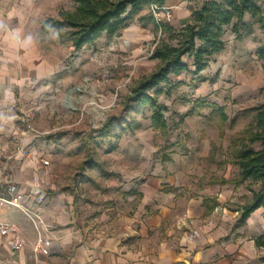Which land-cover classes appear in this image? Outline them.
<instances>
[{
  "label": "rangeland",
  "instance_id": "374dc122",
  "mask_svg": "<svg viewBox=\"0 0 264 264\" xmlns=\"http://www.w3.org/2000/svg\"><path fill=\"white\" fill-rule=\"evenodd\" d=\"M250 1L257 12L244 15L238 37L230 29L224 32V51L205 70L195 73L190 67L147 92L166 124L160 129L152 125L148 104L127 102L138 82L157 68L149 58L155 44L173 35L167 25L159 33L147 7L116 35L103 33L77 50L61 18L74 12L75 0H0V78L17 87L15 101L4 109L11 117L8 151L15 155L17 145L34 137L32 143L39 140L34 146L49 162L43 168L49 183L81 200L104 184L114 201L117 187L144 180L156 167L187 164L203 170L207 163L195 158L191 134L200 145V135L222 138L237 129L232 151L247 147L254 109L264 106V63L257 57L264 48V0ZM134 19H142L149 39H129ZM238 51L246 60L230 67ZM26 124L36 133L22 135ZM184 176L189 182L207 180L201 173ZM128 193L118 197L129 199ZM124 201L128 213L133 202Z\"/></svg>",
  "mask_w": 264,
  "mask_h": 264
},
{
  "label": "crops",
  "instance_id": "0c3cea01",
  "mask_svg": "<svg viewBox=\"0 0 264 264\" xmlns=\"http://www.w3.org/2000/svg\"><path fill=\"white\" fill-rule=\"evenodd\" d=\"M202 2L165 0L163 5L172 8L173 15L169 30H181L191 10ZM133 24L131 41L150 38V32L141 28L142 19H134ZM230 60L227 65L232 67L246 59L238 51L236 59ZM16 88L0 78V167L8 166L25 195L23 205L50 227L51 246L48 255H34L37 232L33 225L18 210L5 208L0 219L17 227L25 246L14 252L9 245L13 235L0 238V264H264V249L254 244L264 236V208L238 223L241 208L251 202L258 185L240 180L236 164L240 148L233 152L231 147L237 129L222 138L200 135V145L198 136L190 135L195 158L207 163L203 170L187 164L166 170L156 167L144 180L117 187L114 201L104 192L109 190L104 184L101 191L81 200L76 193L66 194L47 181L42 165L46 156L34 146L39 140L34 144V137L27 139L24 156L8 151L11 117L4 109L15 101ZM246 144L253 151L261 148L259 143ZM198 173L207 176L206 182H189L184 176ZM215 175L222 180L216 181ZM127 190L131 198L124 200L133 203L125 213L127 205L118 196ZM193 232L197 236L191 238Z\"/></svg>",
  "mask_w": 264,
  "mask_h": 264
},
{
  "label": "trees",
  "instance_id": "16d2710c",
  "mask_svg": "<svg viewBox=\"0 0 264 264\" xmlns=\"http://www.w3.org/2000/svg\"><path fill=\"white\" fill-rule=\"evenodd\" d=\"M192 1V0H181ZM165 0H75L74 12L61 13L64 25L72 30V43L75 49L93 43L103 33L114 36L124 29L132 17L150 4L163 5ZM257 9L250 0H207L191 10L188 23L168 40H159L149 56L157 62V68L149 76L143 77L128 103L138 106L149 105L152 125L164 129L166 124L160 114L156 99L147 92L161 83L170 82L193 68L195 73L205 70L212 57L224 47V32L230 29L234 37L240 35V27L245 14L254 15ZM171 40H175L173 44ZM258 59L264 63V48L257 52ZM186 61H185V60ZM199 105L195 102L194 108ZM249 144L259 143L260 150L242 147L236 154V164L241 181L258 185L252 192V200L241 208L238 223L242 224L258 208H264V106L254 109ZM255 247L264 249V236L254 241ZM264 260V258H261Z\"/></svg>",
  "mask_w": 264,
  "mask_h": 264
},
{
  "label": "built area",
  "instance_id": "2783aa9c",
  "mask_svg": "<svg viewBox=\"0 0 264 264\" xmlns=\"http://www.w3.org/2000/svg\"><path fill=\"white\" fill-rule=\"evenodd\" d=\"M148 9L155 27L158 29L159 33H161L162 28L172 21V8L164 5L159 6L156 4H150ZM30 133H36V131L32 126L26 124L22 135ZM26 154L27 149L24 143H20L16 146L15 155L24 156ZM48 164V160L42 161L43 166H47ZM24 200L25 195L21 192L16 182H14L9 173L8 166L4 165L0 167V214L5 208L16 209L22 213L31 222L37 232L36 241L32 246L33 254L48 255L51 246V229L38 215L34 214L23 205ZM10 234L13 235L12 239L9 241L11 249L14 252L21 251L24 248L25 243L19 236L17 227L0 219V238L6 239ZM196 236V232L191 234V238Z\"/></svg>",
  "mask_w": 264,
  "mask_h": 264
}]
</instances>
